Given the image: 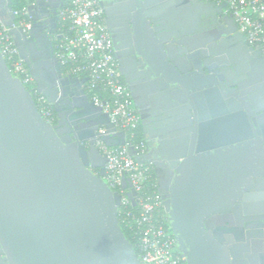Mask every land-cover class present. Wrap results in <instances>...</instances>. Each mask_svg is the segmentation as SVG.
Here are the masks:
<instances>
[{"label":"water","instance_id":"water-1","mask_svg":"<svg viewBox=\"0 0 264 264\" xmlns=\"http://www.w3.org/2000/svg\"><path fill=\"white\" fill-rule=\"evenodd\" d=\"M52 1L25 0V29L12 0H0V21L56 115L44 118L0 50V264H140L95 146L121 144L124 132L89 99L87 78L62 70L47 28ZM224 5L118 0L142 64L138 83L120 66L146 143L128 154L152 164L184 264H264V56ZM212 12L222 24L202 31ZM228 63L234 70L220 73ZM159 119L167 123L155 130Z\"/></svg>","mask_w":264,"mask_h":264},{"label":"built area","instance_id":"built-area-1","mask_svg":"<svg viewBox=\"0 0 264 264\" xmlns=\"http://www.w3.org/2000/svg\"><path fill=\"white\" fill-rule=\"evenodd\" d=\"M212 1L225 4L224 14L232 16L237 29L251 45H258L264 56V0ZM14 13L17 17L26 15V8ZM57 15L59 41L55 54L61 66L69 67L73 75L87 78L85 90L89 99L101 106L117 129L124 132L121 144L107 145L99 138L95 146L106 158L108 185L120 194L118 217L135 239L140 264H184L161 212L162 200L151 176L152 164L138 163L128 154L130 146L137 153H143L146 146L144 139L136 140L139 115L129 88L120 78L98 0H64ZM18 24L27 29L31 22L27 17L18 19ZM0 50L11 63V73L30 89L38 110L52 122L51 103L36 90L28 67L1 21ZM98 91L104 92L105 97ZM123 178L128 182L126 187L122 186ZM130 190L136 192L134 203L128 197Z\"/></svg>","mask_w":264,"mask_h":264},{"label":"flooded vegetation","instance_id":"flooded-vegetation-1","mask_svg":"<svg viewBox=\"0 0 264 264\" xmlns=\"http://www.w3.org/2000/svg\"><path fill=\"white\" fill-rule=\"evenodd\" d=\"M104 1H105L104 2L105 8L101 6L100 1L98 0L99 6L102 10V16L104 20L105 29L110 38L113 58L117 63L120 78L124 82V77L120 74V66H121L122 70L125 72V75L129 78V80L133 83H138L140 79L142 78V75L140 74L141 72L140 67L142 64L139 61V58L134 54L136 38H135L134 30L130 24V19L128 16L129 12L121 10V8L118 6V0H104ZM59 3H60V0L52 1V6L50 9V16L48 17V19L50 18L52 19H50V21H48L47 23V26H48L47 28L50 31L49 37L52 39L53 43L58 36V15L57 14H58L60 7L56 8V6ZM146 9L147 7L144 8V11ZM55 11H56V15H52V13H54ZM135 11H138V8H135ZM54 18L56 20V26H54V20H53ZM221 24H222V15L212 12L208 14L207 17H204V16L202 17V22L199 24V26L202 27V31H210V30L218 29ZM244 62L248 63V60H245ZM218 69L220 73L226 75L228 71L234 70V66L228 63L222 66H218ZM249 69H250V66H248V70ZM260 98H261V103L264 104V95H261ZM162 120L165 121L164 119ZM162 120L161 121L160 119L154 120V121H151L150 124L156 125L154 129L159 130L161 128V125L164 126L167 123V122L166 123L162 122ZM139 125L141 127L140 121H139ZM159 134L160 133H158V135ZM158 135L156 134V136ZM145 146H146V143H145ZM94 170L97 171V169H94ZM255 188L256 186L254 185L252 190ZM259 214L263 216L262 221H264V210L259 211ZM216 226H218V224L214 222L213 227H216Z\"/></svg>","mask_w":264,"mask_h":264},{"label":"trees","instance_id":"trees-1","mask_svg":"<svg viewBox=\"0 0 264 264\" xmlns=\"http://www.w3.org/2000/svg\"><path fill=\"white\" fill-rule=\"evenodd\" d=\"M12 7H13L14 10L21 11L23 8L26 7L25 0H12ZM21 18L27 19V15H20V16L17 17V19H21ZM58 41H59L58 38H56L55 41H54V44L58 43ZM6 63L8 65V67L11 68L10 61L9 60H6ZM68 69H69V67L62 66V70L64 72L70 73V71ZM81 77H84V75H81ZM98 92L101 95V97H105L106 94L104 92H102V91H98ZM51 108H52V106H51ZM52 114L54 116V119L52 120V122H55L56 115H55V112H54L53 108H52ZM139 139H143L142 130H141L140 125L136 129V140H139ZM151 176H152L153 181L156 183V177H155L154 171L151 173ZM161 212H162V214L164 216L165 223L167 224V217H166V213H165V211L163 209V206L161 207ZM118 221H119V224H120L122 230L126 234L127 238L130 240V242L134 246L135 252L137 254L138 253V250H137L136 245H135V239L131 235L129 229L120 220V217H118Z\"/></svg>","mask_w":264,"mask_h":264},{"label":"crops","instance_id":"crops-1","mask_svg":"<svg viewBox=\"0 0 264 264\" xmlns=\"http://www.w3.org/2000/svg\"><path fill=\"white\" fill-rule=\"evenodd\" d=\"M53 47H54V51H55V44L53 43ZM84 87H85V85H84ZM113 138H115L114 136H113Z\"/></svg>","mask_w":264,"mask_h":264}]
</instances>
